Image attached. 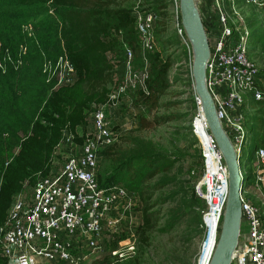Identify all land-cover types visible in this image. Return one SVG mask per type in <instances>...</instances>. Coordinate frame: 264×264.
Masks as SVG:
<instances>
[{"label": "rangeland", "instance_id": "rangeland-1", "mask_svg": "<svg viewBox=\"0 0 264 264\" xmlns=\"http://www.w3.org/2000/svg\"><path fill=\"white\" fill-rule=\"evenodd\" d=\"M102 1L109 7L124 6L136 11L152 10L157 14V20L152 32L154 40L152 49L144 50L141 43L137 45L136 39L133 44H127L132 50L129 69L123 51L119 57L109 54L114 60V66L105 75L106 78L100 81V85L93 80L83 81L88 73L84 60L70 54L61 42L56 40L47 45L40 42L38 34L42 33L44 24L49 34L47 38L51 40L56 38L54 26L42 21L40 24L41 14L22 9L21 13L16 15L21 20L18 26L20 38L14 45L8 47L15 55L20 43L27 46L18 70L35 66L37 78L51 84V91H61L63 98L59 101L61 106L59 115H56L60 118L59 127L56 129L58 136L48 151L40 150L35 155L32 173L24 177L22 189L13 195V201L16 198L28 200L38 179L56 173L60 169L66 154L84 140L91 128V118L95 109L102 107L109 118L114 141L100 155L98 180H101L113 167L116 159L140 150L149 156V160L158 163L159 171L145 182L148 186L145 196L150 195L148 200L150 224L146 229L145 237H141L144 234H140L143 224V204L139 201L141 198L137 193H134L136 209L141 211L140 223L135 235L121 234L119 230L115 232L105 230L103 232L105 251L84 252L85 257L79 264H91V261L99 255L119 248V243L121 241L125 243L128 236L135 246L134 252L129 255L130 258L123 260L115 258L118 263L132 264L128 262L136 257L133 264H210L214 250L213 241H209L204 247L202 214L205 210V202L196 192V186L202 177L203 156L190 125L197 112L192 76L194 55L191 45L181 41L175 33L168 14L170 0ZM194 1L200 12L204 11L207 17L210 16L208 19L205 16L201 17L208 39L216 28V16L212 15L214 9L210 0ZM0 3L10 9L14 6L13 0H0ZM237 3L245 15L251 32L248 42L250 57L264 76V11L252 3H247L246 0H237ZM163 6L165 8H162ZM163 11L168 13L163 16L161 14ZM23 26H27L28 29L24 30ZM124 46L123 44L122 47ZM155 53H159L171 62L166 73L167 87L156 101L145 102L141 97V90L132 87L137 80L130 74L148 72ZM60 55L73 65V72L65 82L58 84L54 75L57 57ZM120 85L124 86L123 91L119 90ZM30 93L26 89L18 98L19 109L26 117L32 113V107L28 105L27 100ZM111 94L117 96L112 102L109 100ZM263 111L264 102L253 100L248 94L244 108L246 144L239 159L243 189L246 190L258 177H261L259 185L264 194V165L259 163L253 154L256 147L264 144L258 125V118L262 117ZM17 113L20 114L19 110ZM52 130L55 131V128L48 127L44 134L41 130L38 131L40 135L38 139L45 142ZM18 149L19 146L14 149L15 154ZM107 150L110 151L108 154H106ZM137 164L134 162L133 165ZM244 197L250 198L261 208L260 211L264 212L263 195H258L250 188L244 191ZM9 208L0 217V227L4 224ZM0 264H5L1 252Z\"/></svg>", "mask_w": 264, "mask_h": 264}, {"label": "built area", "instance_id": "built-area-1", "mask_svg": "<svg viewBox=\"0 0 264 264\" xmlns=\"http://www.w3.org/2000/svg\"><path fill=\"white\" fill-rule=\"evenodd\" d=\"M246 2L264 11V0ZM210 3L214 9L212 15L216 16V28L207 39L209 56L204 68V82L220 125L238 157L242 176L239 158L247 136L245 100L250 94L253 100L264 102V76L250 57L248 42L251 32L237 0H210ZM168 12L176 35L189 45L181 21L179 0H170ZM133 15L141 47L148 51L154 43L152 32L157 14L152 10H134ZM200 16L210 18L204 11ZM23 28L28 29L27 26ZM26 50L27 46L22 43L15 55L10 47H0V72L18 69ZM124 56L129 69L132 50L127 45L124 46ZM57 58L54 78L61 84L73 72V65L64 56ZM130 76L137 80L132 87L147 93L148 72ZM123 89L124 86L120 85L119 90ZM116 97L111 94L109 100L112 102ZM194 98L197 112L190 125L203 156L202 177L196 192L205 202L202 214L204 235L210 212L215 216L217 243L228 195V171L203 114L200 98L196 93ZM113 141L114 133L106 110L99 107L92 114L91 128L84 140L66 154L60 169L38 179L30 198H16L8 210L0 227V252L5 264H79L85 257L84 252L105 251V230L135 235L141 211L136 209L134 193L122 184L100 187L97 182L101 152ZM253 154L264 165V144L256 147ZM260 178L246 190L242 186L240 231L229 264H264V212L250 198L244 197V191L250 188L264 196ZM129 236L125 243H119V248L108 253L118 260L130 258L135 246Z\"/></svg>", "mask_w": 264, "mask_h": 264}, {"label": "trees", "instance_id": "trees-1", "mask_svg": "<svg viewBox=\"0 0 264 264\" xmlns=\"http://www.w3.org/2000/svg\"><path fill=\"white\" fill-rule=\"evenodd\" d=\"M13 5L10 9L0 3V46L14 45L19 40L18 26L21 20L16 15L21 13L22 9L27 12L35 11L42 15L40 24L42 21L55 27L56 38L51 40L47 38L49 34L44 24L42 33L38 34L40 42L47 45L57 40L74 57L82 58L88 69L83 78L86 82L93 80L100 85V81L106 78L105 75L114 66V60L109 54L119 57L120 53L124 52L123 44H133L134 39L138 46L140 43L132 8L109 7L102 0H13ZM167 13L161 12L163 16ZM170 65L171 62L166 57L159 53L153 54L148 68L147 93L140 92L145 102H154L163 93L167 87L166 73ZM35 68L34 66L0 72V217L12 206L13 195L22 189L24 177L31 175L35 155L40 150L48 151L58 136L56 129L59 127L60 118L56 115H59V101L63 95L61 91H51V84L37 78ZM26 89L31 92L27 99L28 105L32 107L29 117L19 109L18 101ZM258 125L261 137L264 138V111L262 117L258 118ZM48 127L55 128V131H50L49 138L42 142L38 139V131L41 130L44 134ZM17 146L19 149L15 154L14 149ZM107 148L109 146L105 149ZM109 152L107 150L106 154ZM115 161L101 180H98L97 175V182L100 187L122 184L130 192L137 193L141 198L139 201L143 204L140 234L145 237L150 224V195L145 196V190L148 189L145 182L158 173V163L149 160V156L141 150L124 154ZM134 162L138 164L133 165ZM132 260L135 261L136 257ZM133 261L128 263L133 264ZM91 264L121 263L107 252L94 258Z\"/></svg>", "mask_w": 264, "mask_h": 264}, {"label": "water", "instance_id": "water-1", "mask_svg": "<svg viewBox=\"0 0 264 264\" xmlns=\"http://www.w3.org/2000/svg\"><path fill=\"white\" fill-rule=\"evenodd\" d=\"M182 25L186 31L192 51V76L194 90L199 96L208 127L222 153L228 171V195L218 240L210 264H229L238 241L241 218L243 177L240 174L238 157L222 129L215 113L213 100L204 82V68L209 56L208 40L200 12L194 0H179Z\"/></svg>", "mask_w": 264, "mask_h": 264}, {"label": "bare ground", "instance_id": "bare-ground-1", "mask_svg": "<svg viewBox=\"0 0 264 264\" xmlns=\"http://www.w3.org/2000/svg\"><path fill=\"white\" fill-rule=\"evenodd\" d=\"M207 222H208V229L205 232L204 238H205V243H204V247L207 243H209V241H213V247L215 250V244H216V221H215V216L212 213H208L207 218H206ZM214 250L212 252V255L214 253ZM212 258V256H211ZM211 261V260H210Z\"/></svg>", "mask_w": 264, "mask_h": 264}]
</instances>
